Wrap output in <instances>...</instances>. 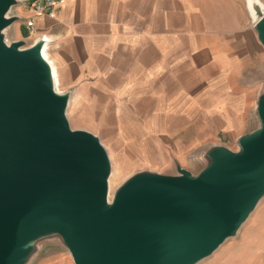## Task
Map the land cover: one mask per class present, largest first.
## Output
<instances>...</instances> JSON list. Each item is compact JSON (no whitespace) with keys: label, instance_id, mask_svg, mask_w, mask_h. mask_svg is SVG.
<instances>
[{"label":"water","instance_id":"95a60500","mask_svg":"<svg viewBox=\"0 0 264 264\" xmlns=\"http://www.w3.org/2000/svg\"><path fill=\"white\" fill-rule=\"evenodd\" d=\"M22 3L0 0V264H24L47 230L60 232L74 264H196L210 256L264 195V84L257 122L237 136V149L209 145L196 171L178 160L173 173L136 171L109 196V153L97 134L68 122L70 89L55 83L42 52L47 39L8 35ZM251 11L264 47V3Z\"/></svg>","mask_w":264,"mask_h":264},{"label":"crops","instance_id":"0c3cea01","mask_svg":"<svg viewBox=\"0 0 264 264\" xmlns=\"http://www.w3.org/2000/svg\"><path fill=\"white\" fill-rule=\"evenodd\" d=\"M29 8L18 12L33 30L22 32V19L12 29L28 43L47 39L63 90L114 68L116 92L155 91L151 100L179 118L220 116L230 133L238 124L228 111L247 116L264 84V47L244 0H61L51 15Z\"/></svg>","mask_w":264,"mask_h":264},{"label":"rangeland","instance_id":"374dc122","mask_svg":"<svg viewBox=\"0 0 264 264\" xmlns=\"http://www.w3.org/2000/svg\"><path fill=\"white\" fill-rule=\"evenodd\" d=\"M244 3L246 7L245 0ZM29 4L26 1L17 10L26 12ZM21 23L22 32H28L29 18L23 17ZM248 23L252 26L249 12ZM17 34L12 28L8 31L10 38H21L19 31ZM57 85L63 90L59 82ZM256 86L261 89L263 84ZM115 87L114 68L106 76L76 81L69 87L66 107L71 126L97 134L109 153V196L122 180L139 170L173 173L176 172L174 160H178L182 166L196 171L202 165L199 157L205 148L223 143L237 149V136L252 129L257 122L254 105L251 104L247 116L238 115L239 111L234 108V112L228 111V118L238 124L237 131L226 133L227 120L223 117L211 114L206 119L188 121L151 100L149 95L157 94L155 91L129 93L136 97L128 100L129 94H120ZM122 96H126V100ZM32 246L24 264H74L59 231H44L34 238ZM196 264H264V195L237 233Z\"/></svg>","mask_w":264,"mask_h":264},{"label":"built area","instance_id":"2783aa9c","mask_svg":"<svg viewBox=\"0 0 264 264\" xmlns=\"http://www.w3.org/2000/svg\"><path fill=\"white\" fill-rule=\"evenodd\" d=\"M26 1H29V5L34 13H46L51 15V13L54 12L56 6L60 3L61 0H23V3ZM20 6H18V8ZM28 26L31 30H33V19L29 18Z\"/></svg>","mask_w":264,"mask_h":264},{"label":"bare ground","instance_id":"6f19581e","mask_svg":"<svg viewBox=\"0 0 264 264\" xmlns=\"http://www.w3.org/2000/svg\"><path fill=\"white\" fill-rule=\"evenodd\" d=\"M245 1H246V9L249 10V11H251V9H253V8L257 7V6H261L262 7V4L264 3L263 0H249V2H248V0H245ZM42 52H43V55L47 57V51H46L45 48H43ZM54 72H55V70H54ZM54 78H55V83L57 85L58 78L56 77V75H55Z\"/></svg>","mask_w":264,"mask_h":264}]
</instances>
